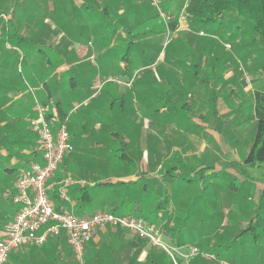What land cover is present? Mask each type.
Listing matches in <instances>:
<instances>
[{
  "label": "crops",
  "instance_id": "0c3cea01",
  "mask_svg": "<svg viewBox=\"0 0 264 264\" xmlns=\"http://www.w3.org/2000/svg\"><path fill=\"white\" fill-rule=\"evenodd\" d=\"M169 1L162 0L170 15L166 16L172 20L174 15L171 14L173 10H170ZM22 2L27 3L26 0ZM12 3L13 0H0V5ZM45 3V0H34L33 5H29L34 11H37L41 10ZM52 5L53 13L58 12L55 21L50 24L54 26L52 28L44 25L47 23L46 20L39 22L33 17L31 22L28 20L27 25H30L28 28L14 29V22L17 24L19 18H15L14 14L8 15V19L3 18L2 14L0 16L6 23L9 20L13 22L10 28L5 24L0 27V239L20 208L12 200L16 193L15 181L18 172L33 162L43 163L38 137L31 130L29 123V118L35 114L36 100L47 105L49 116L55 121V128L59 124L57 120L67 119L73 150L65 157L55 175L49 180V195L56 208L70 210L77 215H89L103 209L106 210L108 206L116 204L119 201L116 200L120 199L119 196L122 197L123 194L116 193L112 201L109 202L99 196L98 204L91 206L92 204L85 205L78 199V195L74 192L75 187L92 186L95 184L94 179L114 183L134 181L141 176L158 178L157 173L165 169L162 174L164 185L168 191L172 192L173 196L169 210L171 212L178 211L176 220L180 223L182 220L186 221L187 214L192 212L197 204L188 201L187 188L180 187L181 183L179 184L178 179L172 175L174 168L186 170L190 164L195 163L196 159H202L200 155L210 153L209 149L216 151L215 154L218 157L215 158V161L219 160L228 164L229 169L236 172L234 174H238L236 165L243 164L252 168L263 166L264 163L250 165L245 162L253 145L256 125L250 136L247 137L242 125L238 123L232 125L231 123L237 117L236 111L244 107L242 98L235 99L241 97L238 93L249 96L251 85L247 80L236 76L233 69L225 68L222 80L228 84V88H220L219 77L216 76L208 77L206 82L209 85L203 88L197 83L198 77L194 72L182 71L179 76H176L174 74H178L177 71L184 66L177 62L164 60L162 72H154L153 78L151 77L152 79L149 80L153 88L147 87L143 91L153 90L154 94L166 96L167 101L172 97L180 101L181 97L188 96L191 98L190 106H193L194 100L195 112L199 116V118L198 116L195 118L198 120L203 117L206 119L209 116L212 119L214 115L216 118L219 115L224 116L223 121L226 120V124L223 125V128L229 131V136H234L242 147L233 144V140L227 138L226 134H221L223 138L221 140L217 126H211L213 119L212 122L210 120H207L206 123L201 121L205 128L201 133L197 123L191 128L175 124L177 129L180 127L186 132L184 139L181 137L176 139L171 134L174 124L164 118L160 125L165 134L164 138L150 144L151 149L146 150L147 147L144 146L141 156L137 160V163L146 164L147 172H134V169L131 171L122 170L123 164L129 160L134 163V117L129 116L131 111L129 108L128 112L126 111L127 103L124 102L125 96H129L130 104L134 107V77L130 78L131 81L127 80L126 85L120 83L118 86L112 85L108 89H106L107 83L100 87L97 77L101 78L104 75L103 72L107 73L108 66L114 67L115 65L120 68L119 73H127L129 66L125 62L131 59L128 60L121 55L120 61L116 59L114 64L105 58L106 54L104 53L108 52L106 44H94L95 40L80 42L77 37L80 36V31L91 29L89 25L85 24V18L89 17L88 10L85 9L87 6L98 8L99 13L105 12L112 6V10H110L125 25L118 30L123 42L134 38V29H143L144 33H148L146 32L148 24H145V18H140L143 15L140 12L143 2L141 0H53ZM19 17L21 16L19 15ZM140 21H144V24ZM33 26V30H28ZM179 26L180 21L176 29L172 30L171 22H168L166 27L163 25L159 29L160 35L163 33L171 35L173 32L186 33L191 29L189 25V28H179ZM92 29L94 30V28ZM127 29L129 31H126ZM202 31L200 30L198 34L200 35ZM27 35H29L28 40L23 39V36ZM66 35L67 43L62 44ZM200 36L203 37V35ZM24 40L29 44V48H26L25 51L21 48ZM31 41L53 42L51 47L54 46L53 50L56 52L50 51L49 61H45L30 45ZM12 42L16 46H13ZM121 45H118V50L123 52L124 47ZM111 47L112 50L115 49V45ZM14 48L18 49L20 53L24 52L17 69L12 68L14 65L13 55L8 53ZM130 48L128 47L127 51H130ZM210 64L212 68L218 65L215 61H211ZM189 65L191 67V64ZM197 65L206 67L208 62L199 61ZM73 69L79 71L74 73ZM214 74L215 70L210 75ZM82 85L85 86V89ZM188 85L194 88L188 87ZM219 90L232 91V99L228 103H220ZM120 96L124 97L120 100L121 103L118 100L115 101ZM64 105H69L70 110L66 111ZM117 105L120 108L116 111ZM180 106L182 107L181 104ZM146 124L150 129V121L147 120ZM254 124H256V119ZM187 126L189 127V125ZM114 128L122 132L123 141L120 144H117L114 139L117 137L116 133L114 134ZM219 147L222 148L221 151H218ZM226 147H233L235 152H227L228 148ZM107 164L112 165L113 168H116L114 165H119L120 171L123 172L120 173V176H106L102 173V165ZM166 172H168L167 177ZM66 178L73 180L68 188L69 200L62 199L59 195L61 183ZM236 185L232 183L230 187L236 188L240 192L239 195L244 193L247 196L244 195V201L236 200L235 194H229V199L224 197L227 203L238 206L240 213V216L227 215L225 230H222L225 235L222 241H225L226 255H158L157 252L166 254L168 252L164 247L141 239L127 229L106 226L98 229L86 246L84 264H264V203H262L264 174L245 173L241 176L242 188L237 189ZM122 188L123 186H117L115 192L122 193ZM174 201L176 204L173 203ZM136 205L140 210L139 204ZM131 208L134 211V205ZM231 212L232 210H230ZM216 227L221 228L220 224ZM242 231L245 233L236 239V236ZM162 240L168 248L170 240L166 233H162ZM142 242L149 245L153 251L148 253L145 246L141 244ZM135 243H137V247H135ZM179 243L177 242L176 246ZM214 244L220 243H216L215 240L211 241V246ZM127 250L131 251L129 255H125ZM5 264L81 263L63 232L61 235L48 237L43 245H25L14 250Z\"/></svg>",
  "mask_w": 264,
  "mask_h": 264
},
{
  "label": "rangeland",
  "instance_id": "374dc122",
  "mask_svg": "<svg viewBox=\"0 0 264 264\" xmlns=\"http://www.w3.org/2000/svg\"><path fill=\"white\" fill-rule=\"evenodd\" d=\"M22 1L23 0H13L12 4L0 5V10H2L0 11V16L1 14H14L15 18H19L17 24L14 22V29H21V27L23 29L28 28V26H30L27 25L28 20L31 22L33 17L39 22L46 20L48 24L45 23L44 25L48 28L54 27L50 24L55 21L58 12L53 13V0H45L46 3L42 6V9L37 11H34L30 6L33 5L34 0H26L27 3H23ZM141 2H143V5H141L140 12L143 15L140 18H145V24H148V27H146V32L148 33H144L145 31H143V29H134V38H130V41L123 42L121 33H119L118 30L125 25L122 20L118 19L116 14L111 11L112 6H110L111 10L108 9L103 13H99L98 8L87 6L85 9L88 10L89 17L85 18V24L89 25L91 29L83 30V32L80 31V36L77 37L80 42H88V40H91L92 42L95 40L94 44H106L108 52L104 53L106 54L105 58L111 60L114 64L116 63V59L120 61L121 55L128 58V60L131 59L127 62L124 61L126 65L129 66L127 73H119L120 68L115 65L114 67L108 66L107 73L105 74L103 72L104 75H102L101 78L100 76L97 77L100 87L107 83L106 89L112 85L118 86L120 83L126 85L127 80L131 81L130 78L134 77V107L130 104L129 96H125L124 100V102L127 103L126 111L128 112L129 108L131 111L129 116L134 117V163L129 160L127 163L123 164L124 168L122 170L131 171L134 169V172H147L146 164L137 163V160L141 156V151L144 146L147 147L146 150H148V148L151 149L152 146L150 144H153L155 140H161L164 138L165 134L160 127L164 118L174 124L172 125L171 134L176 139H179L180 137L184 139L186 132L180 127L177 129V125L175 124H180L184 128H191L197 123L199 127L198 129L201 133L205 129L201 121L206 123L209 120L212 122L213 119L214 121L211 126H217L221 140L223 139L222 135L226 134L227 138L233 140V144H238V146L242 147L236 138L234 136L230 137V132L223 128V125L226 124V120L223 121L224 116L219 115V117L216 118V115H214L212 119L209 116L206 119L203 117L201 120H198L195 118V116H198V113L195 112L194 100L193 106H190L189 103L191 102V98H188V96H180L182 98L180 101L173 99L175 97H172L171 100L167 101V97L164 95L154 94L153 90L147 92H144L143 90L147 87L153 88V85L149 80L153 78L154 72H162L164 60L167 62H177L179 65L184 66L180 68L179 71L175 69V71L178 72V74H174L176 76H179L182 71L194 72L196 77H198L197 83L203 88H206L209 85V83L206 82V79L208 77L214 78L215 76L219 77L218 81L220 82V88H228V84H225L222 80L223 73L226 69H233L236 76L247 80L249 85H251L249 96L247 94L242 95L243 93H238L241 97L235 98H242L244 107L243 109L236 111L237 117L231 121L232 125H235V123L242 125L248 137L255 127L253 113L254 90H264V54L261 51L260 45L251 39V36L246 30L241 29L239 31H234L236 24H228L227 20H224L220 27L208 23H200L192 26L184 15L181 16L179 28H189V25L191 28L189 32H173L171 35L163 33L160 35L161 31L159 29L163 25L166 27L167 23L171 22L166 16L167 14L169 15L165 8L166 5L162 0H141ZM173 9L174 7L172 6L170 10L172 11ZM19 15L21 17H19ZM140 23L144 24V21H140ZM4 24L6 27L10 28L12 27L13 22L9 20V22L6 23L5 20L0 17V25L3 26ZM33 28L34 26L28 30H33ZM92 28H94V30ZM200 30H203L202 32H204V34H200L203 35V37L198 34ZM126 31H129V29ZM151 31L156 35L149 33ZM28 37L29 35L23 36V39L28 40ZM29 43L36 49L37 54H39L45 61H49L48 56L51 54L50 51L53 53L56 52L53 50L54 46L51 47L53 42L49 41L42 43L40 41H31ZM66 43L67 35L64 37L62 44ZM12 45L16 46L14 42H12ZM110 45H115V49L112 50ZM118 45L124 47L123 52L118 50ZM21 46L24 51L26 48H29V44L26 43L25 40ZM128 47H131L130 51H127ZM8 53L13 55L14 65L12 68L17 69V65L20 64L24 52L21 51L20 53L18 49L14 48L11 51H8ZM47 53H49V55H47ZM28 55L31 57L29 52ZM199 61L208 62V65L206 67L198 66L197 64ZM211 61H215L218 65L212 68L210 64ZM189 64H191V67ZM213 70H215V74L210 75ZM78 71L79 70L73 69L74 73ZM88 74H91V72H88ZM188 87L194 88L191 85H188ZM83 88L85 89V86H83ZM231 93L232 91L230 90L227 92L219 90L218 95L220 103H228V101L232 99ZM234 93L236 95V92ZM122 98L124 97H117L115 101L118 100V102L121 103L120 100ZM64 107L66 111L70 110L69 105H64ZM119 108L120 106L117 105L115 110L117 111ZM147 120L150 121V129L146 124ZM187 125H189V127ZM113 130H115L114 134L116 133L117 136L113 137L117 141L116 143L120 144L123 141L121 135L122 132L117 128H114ZM226 148H228L226 149L227 152H235L233 147ZM221 150L222 148L219 147L218 151ZM208 151L210 153H203L200 155L202 159H196L195 163L190 164L186 170L184 168H174V172H172L173 177L178 179L179 184L181 183L180 187L185 186L187 188L188 201L197 205L194 206L192 212L187 214L186 221L182 220L180 223L176 220L178 211H173L176 220V223L174 221L175 229L167 235L170 240V244L168 242L170 253L166 254L157 252L158 255H226L225 241L219 239L218 235L220 236V234H223L222 230H225L224 225L226 223L227 215L229 216L230 214H233L240 216V213L239 207L227 203L224 197L226 196V199H229V194H235L236 200L244 201L245 194L242 193L239 195L240 192H238L236 188H231L230 184L235 183L237 184V189L242 188L241 176L245 173L252 174V172L264 174V164L263 166H255V168L243 164L236 165L235 168L238 174H234L236 172L230 170L228 164L219 160L215 161V158L218 156H216V151L214 149H209ZM209 162L214 163L207 164ZM209 165L211 166L207 168ZM114 166H116V168H113L110 164L102 165V173L106 176H120V173L123 171H120L119 165ZM164 170L165 169H162L160 173H157V175H159L157 179L162 178ZM94 180L95 182L97 181V179ZM155 194L161 196L163 193L156 191ZM167 194L170 198V206L172 205V192L168 191ZM152 201H150L146 209L147 211L151 210L153 205L157 204ZM173 203L176 204V201ZM134 207L133 214L136 216L139 214V207L138 205H135ZM230 210H232L231 213ZM140 218L147 220L163 232L160 227L163 223L161 213L156 216ZM219 224L221 227L220 229L216 227V225L219 226ZM213 240H215L216 243L224 245L222 250L219 251V253L215 250H212V254L204 253L203 251L210 252L209 249L213 247L211 246V241ZM177 242H180L183 245L176 246ZM141 244L145 246L148 253L153 251L145 242H142ZM134 245L137 247V243ZM147 247L149 248L147 249ZM130 252L131 251L127 250L125 255H129Z\"/></svg>",
  "mask_w": 264,
  "mask_h": 264
},
{
  "label": "built area",
  "instance_id": "2783aa9c",
  "mask_svg": "<svg viewBox=\"0 0 264 264\" xmlns=\"http://www.w3.org/2000/svg\"><path fill=\"white\" fill-rule=\"evenodd\" d=\"M2 17L8 19L6 14H2ZM34 109L35 114L29 118V123L38 137L43 163L33 162L17 174L16 193L12 200L20 208L0 239V264H5L14 250L25 245H43L48 237L63 232L80 263L84 264L87 244L98 229L106 226L127 229L141 239L164 247L170 253L163 243V232L143 218L132 214H115L108 210L90 215H77L66 209L56 210L49 195V180L73 150V144L67 119L57 120L59 124L55 128V121L49 116L47 105L36 100ZM72 183L71 178L62 181L59 188L62 199L69 200L68 188Z\"/></svg>",
  "mask_w": 264,
  "mask_h": 264
},
{
  "label": "trees",
  "instance_id": "16d2710c",
  "mask_svg": "<svg viewBox=\"0 0 264 264\" xmlns=\"http://www.w3.org/2000/svg\"><path fill=\"white\" fill-rule=\"evenodd\" d=\"M169 3L171 8L172 6L174 7L171 13L174 15V19L171 20L172 30L176 29L183 15L192 26L208 23L220 27L224 20H227L228 24H236L234 31L246 30L251 39L260 45L261 51L264 54V0H170ZM254 114L256 119L255 137L245 162L250 165H259L264 163V90H256L254 93ZM167 173L166 177L168 176ZM117 186H123L122 193L115 192ZM156 191L163 194L161 196L157 195L155 194ZM74 192H76L78 199L83 204H92L91 206L98 204L99 196L109 202L110 200L112 201L116 193L123 194L122 197L119 196L120 199L116 200H119L116 204L108 206L106 210L115 214L134 215L131 207L138 203L140 210L138 211L139 214L136 215L137 217L156 216L161 213L162 221L165 220L160 226L163 233L169 235L175 229L173 225L175 213L169 210L170 198L167 194L168 190L164 185L163 178L157 179L155 177L146 178L141 176L134 181H118L114 183L110 181H96L92 186L75 187ZM150 201L157 204L147 211L146 209ZM262 203H264V196L262 197ZM56 210L64 209L56 208ZM244 233L245 231H242L236 236V239ZM224 237L223 234L218 235V238L221 240ZM223 246L221 244H214L209 249L210 252H203L212 254V250H215L219 253Z\"/></svg>",
  "mask_w": 264,
  "mask_h": 264
}]
</instances>
